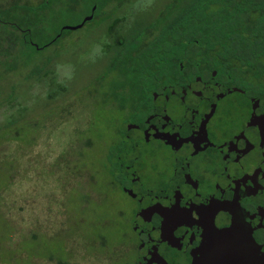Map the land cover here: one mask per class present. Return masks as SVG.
<instances>
[{
    "label": "flooded vegetation",
    "instance_id": "obj_1",
    "mask_svg": "<svg viewBox=\"0 0 264 264\" xmlns=\"http://www.w3.org/2000/svg\"><path fill=\"white\" fill-rule=\"evenodd\" d=\"M187 51L117 104L100 164L136 264H200L226 235L264 252V74Z\"/></svg>",
    "mask_w": 264,
    "mask_h": 264
},
{
    "label": "rangeland",
    "instance_id": "obj_2",
    "mask_svg": "<svg viewBox=\"0 0 264 264\" xmlns=\"http://www.w3.org/2000/svg\"><path fill=\"white\" fill-rule=\"evenodd\" d=\"M41 1L0 0V6ZM170 1L129 0L113 13L123 17L116 31L133 34ZM106 26L87 22L37 56L36 62L51 59L68 88L55 100L46 98V79L26 80L34 64L0 80V129L27 110L0 130V264H136L124 236L127 218L119 215L129 205L110 192L100 170L118 119L108 99L116 76L103 77Z\"/></svg>",
    "mask_w": 264,
    "mask_h": 264
},
{
    "label": "trees",
    "instance_id": "obj_3",
    "mask_svg": "<svg viewBox=\"0 0 264 264\" xmlns=\"http://www.w3.org/2000/svg\"><path fill=\"white\" fill-rule=\"evenodd\" d=\"M121 1L42 0L35 6H0V80L34 64L26 80L33 76L37 81L46 79L49 101L64 94L68 88L58 82L51 59L40 63L36 59L72 32L63 30L71 24L69 21L79 24L90 15L92 22H107L103 77L113 73L116 76L108 96L113 103H126L140 85L153 77L165 57L185 61L189 48H193L194 56L210 55L226 64L238 62L249 71L264 74V0H176L143 28L120 35L116 29L123 17H113V13L117 8L114 2ZM76 11L82 16H77ZM24 111L27 110H18L14 118H7L0 130L8 131ZM18 131L14 137L19 136Z\"/></svg>",
    "mask_w": 264,
    "mask_h": 264
},
{
    "label": "water",
    "instance_id": "obj_4",
    "mask_svg": "<svg viewBox=\"0 0 264 264\" xmlns=\"http://www.w3.org/2000/svg\"><path fill=\"white\" fill-rule=\"evenodd\" d=\"M94 10L95 8L93 7L92 12ZM91 19H92V15L87 16L79 25L66 26L63 27V30L76 31L82 28V26ZM231 239H232V235L230 236L226 235L222 238V240H220L217 237L215 238L216 241L221 242V246ZM234 239L235 241H238V240H242L243 237L234 238ZM234 239H232L231 241H233ZM249 243L250 245L241 246L229 242V244L227 243L226 247L231 248L230 250L221 248V251H219L221 247L220 246L219 248L214 249L215 253L209 252L208 255H205L204 258H201L200 264H264V252H262L252 240H250Z\"/></svg>",
    "mask_w": 264,
    "mask_h": 264
}]
</instances>
